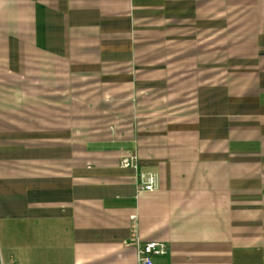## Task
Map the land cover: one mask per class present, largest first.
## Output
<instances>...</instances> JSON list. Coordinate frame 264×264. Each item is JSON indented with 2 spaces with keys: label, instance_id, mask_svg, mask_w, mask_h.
Wrapping results in <instances>:
<instances>
[{
  "label": "crops",
  "instance_id": "1",
  "mask_svg": "<svg viewBox=\"0 0 264 264\" xmlns=\"http://www.w3.org/2000/svg\"><path fill=\"white\" fill-rule=\"evenodd\" d=\"M134 221L264 264V0H0L5 264H138Z\"/></svg>",
  "mask_w": 264,
  "mask_h": 264
},
{
  "label": "built area",
  "instance_id": "2",
  "mask_svg": "<svg viewBox=\"0 0 264 264\" xmlns=\"http://www.w3.org/2000/svg\"><path fill=\"white\" fill-rule=\"evenodd\" d=\"M123 167H134L138 166V158L135 155H131L122 160ZM158 188L156 174L143 175L139 182V190L154 191ZM138 226L136 221L132 225V236L131 244L136 246L138 264H154L156 257L166 254L167 248L160 242H147L142 243L137 234ZM0 264H5L1 249H0Z\"/></svg>",
  "mask_w": 264,
  "mask_h": 264
}]
</instances>
